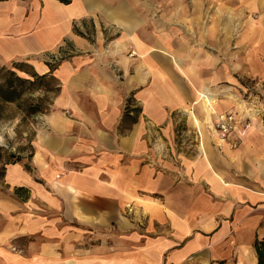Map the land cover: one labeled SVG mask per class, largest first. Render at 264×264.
Instances as JSON below:
<instances>
[{
  "label": "crops",
  "instance_id": "obj_1",
  "mask_svg": "<svg viewBox=\"0 0 264 264\" xmlns=\"http://www.w3.org/2000/svg\"><path fill=\"white\" fill-rule=\"evenodd\" d=\"M16 1L0 2V32H8L1 59L44 74L51 62L36 54L63 52L52 71L59 91L40 118L31 157L5 167L0 264H256L264 100L236 95L242 77L264 87V0H243L252 17L240 21L214 3L208 23L202 4L193 17L168 11L147 22L136 9L102 1L97 9L98 1L79 0L73 11L75 0H51L41 14H26ZM96 14L122 38L108 43L99 20L85 19L92 38L74 30L73 18ZM200 93L213 98L209 123ZM126 111L134 120L123 123ZM230 112L251 123L236 148L208 130ZM177 113L186 130L176 129ZM114 224L116 243L104 241L99 260L81 261L78 245L92 228Z\"/></svg>",
  "mask_w": 264,
  "mask_h": 264
},
{
  "label": "rangeland",
  "instance_id": "obj_2",
  "mask_svg": "<svg viewBox=\"0 0 264 264\" xmlns=\"http://www.w3.org/2000/svg\"><path fill=\"white\" fill-rule=\"evenodd\" d=\"M51 0H17V4L19 6H22L27 11H31L33 9L37 10L39 14H41L42 9L46 6V2L49 3ZM90 1H98L96 4H93V8L100 9L102 8L100 6L102 1L106 3L107 5H125L129 9H136L137 11H140L141 18L148 22L149 19H164L165 17L168 18L170 15L167 14L169 11V14L171 13H181L182 15L193 17L194 15L198 14V8L195 7L196 4H202L201 6H204V12H205V23L213 20V4H218L222 8V15L223 17H229L232 19H235L237 21H240L242 19H248L252 17V12L247 11L244 6H248L243 0H231V3H229L227 0H222V2L217 3V0H90ZM226 4H224V2ZM55 3L59 4L58 2L54 1ZM79 0H75L73 3V11H76L78 7L75 6ZM51 3V2H50ZM79 4V3H78ZM181 5H183L181 7ZM63 6V5H61ZM65 7V6H64ZM201 8V7H200ZM183 9V10H182ZM179 10V11H178ZM34 11V10H33ZM72 11V12H73ZM35 14V13H34ZM36 15V14H35ZM80 15V14H78ZM89 17L85 18L79 17V18H73V26L74 30L76 31V27L83 29L85 31L82 33V36H87L88 38H92L95 36L94 30L90 27V23L86 20L93 19V20H99L101 23V30L103 35L105 36V39H108V43H112L113 41H117V39L122 38L121 32H119L118 27L115 25H108L109 23L105 19V17L102 14H96V15H88ZM128 16V15H127ZM254 17V16H253ZM38 20V18H36ZM122 19V18H121ZM240 23H237V27L235 28V32L238 34H241L244 30ZM8 32H6V29H4L2 32H0V37L3 38L6 36ZM65 50V49H64ZM70 50V49H66ZM63 52V51H62ZM61 51H52V50H45L40 51L36 55L37 57L44 58V60H49L51 63L56 61V57L58 58V53L62 54ZM43 60V59H41ZM3 65H9L7 64L6 59H1L0 57V66ZM261 81V80H260ZM260 81L258 79H251L242 77L240 78V84L242 87L239 86V89L241 90L240 94L236 95L240 99H254V100H264V87L262 88L259 84ZM242 88V89H241ZM263 89V90H262ZM34 96H43V92H36L33 94ZM54 95L53 94H47L45 101H46V107H44V113H40L34 116H25L21 109V104L23 103H7V104H0V198L4 195L8 194V188L4 183L3 179V166L9 164L10 162H13L16 157H19L20 160L29 159L31 157L32 153V142L34 140L36 131L38 130V127L40 126V118H42L45 114H47L51 106L48 107V103L51 102V99ZM23 105V104H22ZM176 119V129L180 130H186L184 122H185V116L181 113H177L174 115ZM205 119V118H204ZM190 120L189 126H193L192 128L196 131V127L193 124L192 120ZM191 129V127H190ZM118 229L116 225L108 226L107 229L102 228H92V237H88L87 239H84L80 242L78 245V249H82L81 251H77V254H82V257H80L81 261L83 259L89 260L94 262L95 260L100 259V248L101 244L104 241H108L109 246H113L116 243V233ZM35 246V244H34ZM33 246V247H34ZM13 252L18 253L17 248H20L19 246L15 245ZM16 249V250H15ZM21 249V248H20ZM50 249H45V256L46 258H51L52 252ZM21 252L23 250L21 249ZM28 253V252H27ZM23 254V253H22ZM92 257V258H91ZM42 260V259H41ZM84 261V260H83ZM85 262V261H84ZM44 264H54L52 261H47ZM62 264H74L69 262H63Z\"/></svg>",
  "mask_w": 264,
  "mask_h": 264
},
{
  "label": "trees",
  "instance_id": "obj_3",
  "mask_svg": "<svg viewBox=\"0 0 264 264\" xmlns=\"http://www.w3.org/2000/svg\"><path fill=\"white\" fill-rule=\"evenodd\" d=\"M9 0H0V2H6ZM56 2L68 5L71 0H55ZM55 63H47L48 72L44 74H38L35 71H30L28 65L23 61H13L9 65L0 66V104L18 103L23 102L20 106L25 116H34L40 113H44V107H46V95L56 94L59 91L57 80L52 76ZM21 74H24L21 75ZM26 75V76H25ZM36 92H43V96H34ZM45 97V98H44ZM51 102L48 103V107L51 106ZM128 111L124 114L122 122L127 120H134L133 117L128 116ZM134 113L137 110H133ZM20 161L19 157H16L14 164ZM7 164V165H9ZM3 166V175L5 171ZM23 190L18 188L16 190ZM254 250L257 258L256 264H264V238L255 240Z\"/></svg>",
  "mask_w": 264,
  "mask_h": 264
},
{
  "label": "built area",
  "instance_id": "obj_4",
  "mask_svg": "<svg viewBox=\"0 0 264 264\" xmlns=\"http://www.w3.org/2000/svg\"><path fill=\"white\" fill-rule=\"evenodd\" d=\"M251 127L250 121L234 113H222L210 124V135L217 139L219 145L230 143L231 147L238 146V140L243 137Z\"/></svg>",
  "mask_w": 264,
  "mask_h": 264
},
{
  "label": "bare ground",
  "instance_id": "obj_5",
  "mask_svg": "<svg viewBox=\"0 0 264 264\" xmlns=\"http://www.w3.org/2000/svg\"><path fill=\"white\" fill-rule=\"evenodd\" d=\"M199 99H200V103H201V108L203 109V111L205 113L207 123H209L210 122L209 116H210L211 111H212L211 110V103L213 101V98L210 97L208 94L200 93L199 94Z\"/></svg>",
  "mask_w": 264,
  "mask_h": 264
}]
</instances>
